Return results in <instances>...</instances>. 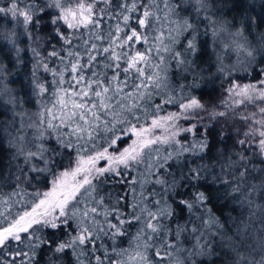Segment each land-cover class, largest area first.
I'll return each mask as SVG.
<instances>
[{"label":"snow or ice","instance_id":"snow-or-ice-1","mask_svg":"<svg viewBox=\"0 0 264 264\" xmlns=\"http://www.w3.org/2000/svg\"><path fill=\"white\" fill-rule=\"evenodd\" d=\"M0 264H264V0H0Z\"/></svg>","mask_w":264,"mask_h":264},{"label":"trees","instance_id":"trees-1","mask_svg":"<svg viewBox=\"0 0 264 264\" xmlns=\"http://www.w3.org/2000/svg\"><path fill=\"white\" fill-rule=\"evenodd\" d=\"M218 97H219V92L218 91H214V92H212V95L211 96H205L204 97V100L206 102L215 103ZM167 110L172 111V110H175V109L172 108L171 106H168V109ZM122 146H124V145L122 144L121 147Z\"/></svg>","mask_w":264,"mask_h":264},{"label":"rangeland","instance_id":"rangeland-1","mask_svg":"<svg viewBox=\"0 0 264 264\" xmlns=\"http://www.w3.org/2000/svg\"><path fill=\"white\" fill-rule=\"evenodd\" d=\"M123 147V146H122Z\"/></svg>","mask_w":264,"mask_h":264}]
</instances>
